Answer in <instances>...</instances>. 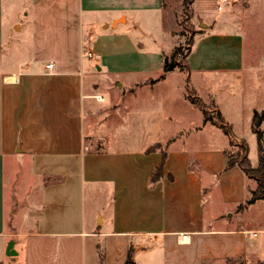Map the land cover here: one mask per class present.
Returning <instances> with one entry per match:
<instances>
[{"label": "crops", "instance_id": "crops-1", "mask_svg": "<svg viewBox=\"0 0 264 264\" xmlns=\"http://www.w3.org/2000/svg\"><path fill=\"white\" fill-rule=\"evenodd\" d=\"M183 2L0 0V264H50V242L78 244L79 264H125L130 250L136 264L264 262V227L235 223L260 201L247 204L257 182L227 168L217 115L233 125L189 64L205 41L198 68L229 84L225 74L245 72L242 33L209 20L184 66L165 72L181 41L172 6ZM13 3L19 40L4 26ZM86 195L98 220L84 214Z\"/></svg>", "mask_w": 264, "mask_h": 264}, {"label": "rangeland", "instance_id": "rangeland-1", "mask_svg": "<svg viewBox=\"0 0 264 264\" xmlns=\"http://www.w3.org/2000/svg\"><path fill=\"white\" fill-rule=\"evenodd\" d=\"M230 1L231 2L225 4L223 10H218V0H195L192 8V17H190L187 12V6H185L186 0H184L185 4L183 2L182 4L178 3L172 6L177 21L176 34L181 40L178 46H181V49L184 51L178 58L181 64L186 62V54L190 46L193 45L196 34L200 32L201 28H206L211 19L218 20L219 17L222 18V22L217 23L214 29L215 31L242 33L245 72L238 73L232 70L230 73L225 74L223 77L230 78L229 84L226 82L223 83L222 80L219 81V79L217 80L214 77V79L209 78V75H217L213 73H209L208 75L205 71L198 68L205 65L208 60L207 57L210 51L208 50V43L205 41L199 43V49L192 54L189 64L192 69L191 79L195 82L196 87L202 88L203 91L210 88L207 92L213 93L214 98H216L217 102L221 105L222 112L226 113V118L233 125L235 135L233 133V138L228 148L229 158L237 159L238 156L241 158L238 154L243 151L242 145L246 142L249 148L248 156L250 162L257 165L258 143L256 134L252 130L251 122L253 108H264V0ZM16 5L17 4L13 3L11 6V14L7 13L4 17V26L6 29H12L14 35L17 36L19 40L26 36V31L23 30L22 32H18L14 24L24 22L25 19L22 15L20 17L18 16V20H14L15 17L12 14V10ZM230 13L234 14V17H229L228 15H230ZM195 14L197 17H205L207 15L206 19H203L201 25L195 22L197 20L194 21ZM237 46H239V44ZM220 55L222 56L223 54L220 53ZM226 79L227 78H225V80ZM199 91L202 90L199 89ZM202 106L206 108L208 117L217 118V113L213 110L214 105L212 103L206 101ZM262 129L264 131V123ZM238 137H243L245 140ZM97 210L98 205H95L94 199L86 195L84 201V214L91 217L93 221L95 219L98 220L96 214ZM237 222H240V224L244 223L247 227L253 229L263 228L264 200L260 199L257 205H255L247 215H244L242 220L235 221V223ZM255 240L264 242V233L259 231L258 237H255ZM32 247L33 245L29 243L25 250L27 254L25 257L26 262L27 258L31 259V256L35 254ZM79 254L80 246L75 242L72 244L71 249L67 248L66 250H62L60 246L50 242V255L46 253L45 260H47L49 256L50 264H79V260H77ZM71 258L75 259L67 263V260ZM250 264H264V262L261 263L257 259H252V263L250 262Z\"/></svg>", "mask_w": 264, "mask_h": 264}, {"label": "trees", "instance_id": "trees-1", "mask_svg": "<svg viewBox=\"0 0 264 264\" xmlns=\"http://www.w3.org/2000/svg\"><path fill=\"white\" fill-rule=\"evenodd\" d=\"M195 0H186L185 6H187V12L190 15V17L193 16V3ZM191 49H188V52L186 56L188 55L189 51ZM184 51L181 49V46L176 47L174 53L171 57H165L164 59V71L168 72L171 70H174L176 67H183L184 65L181 64L179 61L178 56L183 53ZM192 101L196 104L200 105L199 99H192ZM218 121L215 123L229 136L230 139L233 138V131L231 126L220 116V114L217 115ZM207 119V117H206ZM264 121V109L262 111H255L253 118H252V130L256 134L257 137V143H258V155H259V164L257 167H253L251 165L248 153L249 148L247 143L245 142L242 145V152L239 153L241 158L237 159H231L229 158L227 168H231L234 165L238 164L243 171L251 178L255 179L257 182V187L255 190L251 192L250 199L247 200V204L254 203L258 199L264 200V131L261 128L262 122ZM166 154L164 153L162 163L160 166L156 169V172L154 174V179H158L160 177V174L162 172V168L165 162ZM125 264H136V262L133 259L131 250L128 253V258L125 262Z\"/></svg>", "mask_w": 264, "mask_h": 264}, {"label": "built area", "instance_id": "built-area-1", "mask_svg": "<svg viewBox=\"0 0 264 264\" xmlns=\"http://www.w3.org/2000/svg\"><path fill=\"white\" fill-rule=\"evenodd\" d=\"M219 1V4H218V10H223L224 8H225V4L226 3H228V2H230V0H218ZM86 56H89V57H91L92 56V53L90 52V51H85V53H84ZM46 67L48 68V69H50V70H52L53 68H54V65H53V63H49V64H47L46 65ZM252 235L253 236H256L257 235V232H252ZM183 237V239H185L186 238V236H182Z\"/></svg>", "mask_w": 264, "mask_h": 264}, {"label": "water", "instance_id": "water-1", "mask_svg": "<svg viewBox=\"0 0 264 264\" xmlns=\"http://www.w3.org/2000/svg\"><path fill=\"white\" fill-rule=\"evenodd\" d=\"M7 253L9 255H13L15 254L16 252L13 250V243H10L9 246H8V249H7Z\"/></svg>", "mask_w": 264, "mask_h": 264}]
</instances>
